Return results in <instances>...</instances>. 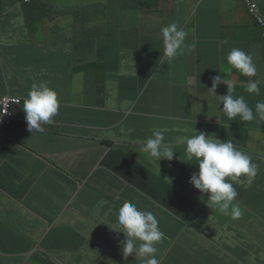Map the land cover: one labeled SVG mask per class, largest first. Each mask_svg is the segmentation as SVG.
<instances>
[{
    "label": "crops",
    "instance_id": "1",
    "mask_svg": "<svg viewBox=\"0 0 264 264\" xmlns=\"http://www.w3.org/2000/svg\"><path fill=\"white\" fill-rule=\"evenodd\" d=\"M8 93L56 123L0 129V264H264V35L246 0H0ZM228 145L238 172L204 206Z\"/></svg>",
    "mask_w": 264,
    "mask_h": 264
},
{
    "label": "clouds",
    "instance_id": "2",
    "mask_svg": "<svg viewBox=\"0 0 264 264\" xmlns=\"http://www.w3.org/2000/svg\"><path fill=\"white\" fill-rule=\"evenodd\" d=\"M111 1V0H109ZM251 15L263 28L264 35V13L258 2L246 0ZM257 5L259 16L256 17L252 12V6ZM163 60L161 64L167 63ZM22 115L21 123L25 133L29 136L44 135L45 128L51 127L56 123V116L51 115L50 108L41 97L34 99L16 97L8 93L0 97V129L7 130L13 127L18 120L19 113ZM232 146H227L224 151L215 155L209 160L203 170L204 177L208 185L207 196L203 198L205 206L214 196L222 193L228 186L230 178L237 173ZM124 208L123 210H125ZM128 211V209L126 210ZM128 235V229L122 230L121 241ZM119 263L129 264L118 260ZM85 264H95L93 260H88Z\"/></svg>",
    "mask_w": 264,
    "mask_h": 264
},
{
    "label": "rangeland",
    "instance_id": "3",
    "mask_svg": "<svg viewBox=\"0 0 264 264\" xmlns=\"http://www.w3.org/2000/svg\"><path fill=\"white\" fill-rule=\"evenodd\" d=\"M84 1H94V0H84ZM142 42H143V41H142ZM148 43H149L148 41H144V42H143L144 47H145ZM164 158H166V157L164 156ZM181 166H182V165H177V167H176V173L179 172ZM161 181H162V179H161ZM171 186H172V188H173V184H171ZM174 197H175V196H174ZM107 240H108V242H110V243H113V242H114L113 239H107ZM80 261L82 262V261H83V258H82ZM106 264H125V263H119L118 260H116V259H109V260L107 261Z\"/></svg>",
    "mask_w": 264,
    "mask_h": 264
},
{
    "label": "built area",
    "instance_id": "4",
    "mask_svg": "<svg viewBox=\"0 0 264 264\" xmlns=\"http://www.w3.org/2000/svg\"><path fill=\"white\" fill-rule=\"evenodd\" d=\"M252 12L255 14V15H258L259 14V9H258V6L257 5H253L252 6Z\"/></svg>",
    "mask_w": 264,
    "mask_h": 264
}]
</instances>
